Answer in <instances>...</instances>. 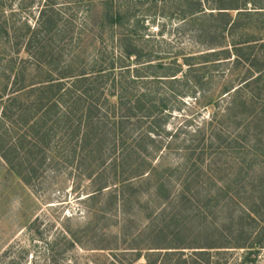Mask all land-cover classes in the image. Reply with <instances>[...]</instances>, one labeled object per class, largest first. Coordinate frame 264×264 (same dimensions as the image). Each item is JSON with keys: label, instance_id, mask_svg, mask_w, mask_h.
<instances>
[{"label": "trees", "instance_id": "trees-1", "mask_svg": "<svg viewBox=\"0 0 264 264\" xmlns=\"http://www.w3.org/2000/svg\"><path fill=\"white\" fill-rule=\"evenodd\" d=\"M70 2L84 30L97 8L90 53L81 30L65 40L42 7L8 39L25 56L0 74L8 170L31 185L69 168L90 188L84 226L45 239L28 264H77L75 247L108 252L86 264H227L231 248L253 262L264 248V0ZM143 2L154 10L136 13ZM156 16L175 21L177 40L148 30ZM209 108L188 130L189 114Z\"/></svg>", "mask_w": 264, "mask_h": 264}, {"label": "rangeland", "instance_id": "rangeland-1", "mask_svg": "<svg viewBox=\"0 0 264 264\" xmlns=\"http://www.w3.org/2000/svg\"><path fill=\"white\" fill-rule=\"evenodd\" d=\"M44 1L0 0V74L2 71L8 72L7 60L11 56L17 59L25 56L23 50L16 53L15 47H10L8 39L12 40L13 36L19 35L23 37L27 25L33 28L42 7L49 6L54 10L57 20L63 24L61 25L62 35L65 40L81 30V33H84V42L89 46L87 53H90L92 45L97 44L93 41L96 33L94 16L97 8L88 19L87 30H84L85 15L82 12V6H75L70 0H53L50 5L44 4ZM153 5L151 2L136 4L135 11L138 13L148 6H152L153 11L155 8ZM174 22V20L168 21L156 16L154 22H147L149 23L148 30L157 33L162 29V34L166 39L175 41L177 39L172 31ZM70 50L68 46L62 48L64 57ZM4 83L6 79L0 76V86L2 87ZM9 87L10 81H7V91ZM209 112H211L210 108L202 111L195 110L191 115L189 114L193 122L187 126V129L195 128V124L200 125L204 119H207ZM187 113L185 111L174 112L176 116L168 121V129L174 130L176 126L183 124L184 114ZM262 132L264 133V126ZM39 179H34L31 185H25L8 170L0 157V263L2 264L7 260L4 259L7 257L2 255L4 251L8 252V256L20 260L21 264L40 260L45 239L52 238L65 226L82 227L88 220L87 208L82 202L86 196L85 193L90 191L88 180L74 176L73 172L69 173V168L48 170ZM67 217L70 220H65ZM111 230L115 232L116 227H111ZM74 249H76L74 253L79 258L77 264H86L87 260H92L96 255L108 253L106 251H98L101 253L84 251L80 247ZM229 251L231 254L228 256L227 264H264V248L250 255L253 262H242V257L246 252L244 249L231 248ZM24 252H27L26 256ZM67 264L71 263L67 262Z\"/></svg>", "mask_w": 264, "mask_h": 264}]
</instances>
